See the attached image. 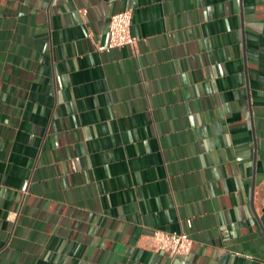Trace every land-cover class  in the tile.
Wrapping results in <instances>:
<instances>
[{"label": "crops", "instance_id": "0c3cea01", "mask_svg": "<svg viewBox=\"0 0 264 264\" xmlns=\"http://www.w3.org/2000/svg\"><path fill=\"white\" fill-rule=\"evenodd\" d=\"M0 264H264V0H0Z\"/></svg>", "mask_w": 264, "mask_h": 264}, {"label": "built area", "instance_id": "2783aa9c", "mask_svg": "<svg viewBox=\"0 0 264 264\" xmlns=\"http://www.w3.org/2000/svg\"><path fill=\"white\" fill-rule=\"evenodd\" d=\"M133 9L115 13L109 20V39L107 44H97L100 52L114 48L130 46L136 50L138 38L132 33ZM150 248L154 251H164L174 258L188 255L193 247L194 239L183 231H165L157 229L150 236Z\"/></svg>", "mask_w": 264, "mask_h": 264}]
</instances>
